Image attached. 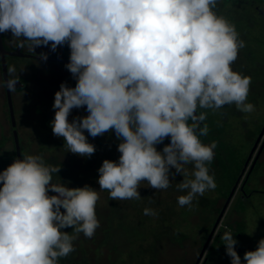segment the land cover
<instances>
[{
	"label": "clouds",
	"instance_id": "obj_1",
	"mask_svg": "<svg viewBox=\"0 0 264 264\" xmlns=\"http://www.w3.org/2000/svg\"><path fill=\"white\" fill-rule=\"evenodd\" d=\"M216 5L217 0H0V33L10 31L17 47H70L65 67L77 83H61L55 93L52 132L71 153L88 158L96 148L85 131L93 138L115 132L121 155L103 161L97 181L110 200L140 199L142 181L168 189L170 168L184 177L177 184L187 190L177 198L181 207L217 187L207 166L217 143L201 142L209 127L201 126L207 113L197 109L235 104L252 113L255 106L246 103L252 78L231 67L245 42L234 24L217 15ZM15 71L7 67L8 74ZM16 83L5 81L9 91ZM85 106L88 115L70 122L72 110ZM167 137L170 143L158 151ZM59 171L40 155H25L0 173V264H58L75 251L80 233L94 236L98 191L53 183ZM156 214L144 209V215ZM67 227L72 234L61 231ZM221 239L231 264H242L231 230ZM243 260L264 264V238Z\"/></svg>",
	"mask_w": 264,
	"mask_h": 264
},
{
	"label": "flooded vegetation",
	"instance_id": "obj_2",
	"mask_svg": "<svg viewBox=\"0 0 264 264\" xmlns=\"http://www.w3.org/2000/svg\"><path fill=\"white\" fill-rule=\"evenodd\" d=\"M214 11L235 25L239 39L243 40L245 47L249 49L252 68L249 70L251 74L246 76L255 80L263 77L264 80V55L258 53V47L264 46V0H217ZM0 38L5 50L9 53L6 54L7 67L14 65L16 69L14 74H9V78L19 82V87L11 91L14 114L16 115V111L21 112V120L26 124L25 126L31 124L47 127V135L57 143V145L53 144L51 150L44 149V153H41L46 164L60 167V171L53 174L52 182H60L69 188L88 185L96 190L100 187L97 182L98 169L105 159L118 161L121 154L118 152L117 146L121 141L117 139L113 130H109L108 136L104 140V146L94 153L98 162H95L96 166H91L85 162L83 157L71 153L65 142L60 139L61 137H58L57 140V136L53 134L51 121L55 115L53 108L55 93L59 91L61 83H65L68 87H75L77 83L65 67L70 62V47L65 43L52 51L50 42L48 46L42 45L36 47L34 51H30L27 44L23 48L17 47L15 38L10 31L0 33ZM243 51V48L239 50L241 53ZM12 53H17V55ZM41 53L47 55L46 60L32 57L41 56ZM238 56L240 57L241 54ZM26 59H36L37 61L27 62ZM239 66L240 64H236L235 72L240 71ZM0 86L4 89L5 105L9 112L1 56ZM230 106L225 105L220 108L221 115L225 116L226 109ZM208 110L211 111V109H197V114L207 113V118L201 126L203 123H207L209 127L208 134L199 138L205 145L213 141L217 143V147L214 149V159L207 166L209 172L215 171L214 174L217 175L221 169L223 171L222 182H224L223 173L226 165L224 157L227 145L221 128L219 130L221 121L214 122L215 119L209 117ZM87 115L86 106L73 109L69 121ZM189 123L191 122L189 121ZM263 127L264 117L257 134L250 141L251 148L240 171H238L234 160L229 162L228 167L232 168L233 165L235 172L227 193L214 198L208 204L199 206L201 208L213 206L211 213L189 214L187 221H179L174 227L173 222L178 217L177 198L162 197L161 189L151 188L147 181L140 183L138 189L140 199L110 200L108 190H102L104 195L97 201L95 212L109 210L118 215V221L104 224L103 219L99 218L100 226L96 229L94 236L87 238L83 233H80L78 238L73 241L75 251L67 257L59 258L58 264H231V258L226 254L225 246L220 245L223 243L221 237L226 230H231L234 238L238 241L235 250L240 255L242 264H246L243 260L245 252L254 251L255 248L251 245L241 244L238 239L242 235L238 227L242 216L239 217L236 214V209L239 205L250 207L251 196L256 192L255 189H247L246 177L253 166L264 157V133L261 135ZM11 131H13L12 123ZM17 134L19 140L18 129ZM13 141L15 144L14 160H17L15 139ZM169 143L170 137H167L162 143L157 144L156 148L158 151H162L163 147ZM32 153H34L33 150ZM45 154H47V158L44 157ZM1 158L0 151V173L3 172ZM185 169L190 174L193 165H185ZM173 175L182 174L176 173L174 168H170V180ZM225 175L227 179V175L229 177L227 171ZM2 186L3 184L0 182V187ZM49 195H56V193L49 192ZM145 208L152 209L157 214L154 216L144 215ZM61 211L65 210L61 208ZM112 219L114 220L115 217L112 216ZM207 221L209 222L207 223ZM189 222L201 224L198 235L193 241L196 242L193 245L191 243L179 245L176 243V239L182 236L183 230H185L184 226ZM61 231L72 234L73 229L67 227Z\"/></svg>",
	"mask_w": 264,
	"mask_h": 264
},
{
	"label": "rangeland",
	"instance_id": "obj_3",
	"mask_svg": "<svg viewBox=\"0 0 264 264\" xmlns=\"http://www.w3.org/2000/svg\"><path fill=\"white\" fill-rule=\"evenodd\" d=\"M246 48V50H245ZM243 47L244 51L238 52V55L241 56L237 58V60L231 65L232 70L234 71L236 64H240L239 72L243 75H249L251 67V56L249 55V49L247 47ZM260 54L264 55V46L260 45L258 47ZM25 61H37L36 59H26ZM237 72V71H236ZM254 84V86H253ZM263 86V88H262ZM252 89L249 90L248 98L246 103H252L255 106V111L252 113H243L237 110L235 104L228 107L226 110V115H221V109L213 111L208 110V115L211 118H214V122H220L221 132L224 136L225 143L227 148L225 150V160L226 165L224 168V182H222V172L221 169L217 174L214 172H209L210 175H214L215 182L217 187L214 190L206 191L202 196L198 195L193 201L191 207L185 205L181 207L178 203L176 205V210L178 211L175 221L173 222L174 227L179 221H187L189 219V214H198L201 213H211L213 206L199 207L200 205L208 204V202L212 201L214 198L221 196L223 193H227L229 190L230 183L233 182V174L235 172V167L232 165V168H229V162L235 161L238 171H240L242 163L245 161L247 154L251 148V139L255 137L260 128L261 123H263L264 117V80L263 77L259 78V80H255L252 78ZM0 99H3L4 105V113L2 115V119L0 117V151L2 153L1 160L3 161V171L12 164L14 160V135L13 131H11V123L9 119V112L7 113V109L5 108V93L4 89L0 86ZM1 103V101H0ZM2 105V104H1ZM0 105V108H2ZM16 128L19 133V146L21 148L22 157L25 155H42L44 153V149L51 150L53 144L57 145L56 141L52 140L51 136L47 135V127L43 125H29L25 126L21 120V112L16 111ZM220 132V131H219ZM109 132L104 133L102 136H97L95 138L88 135L87 131H85V135L88 138V142L92 143L96 151L104 146V140L107 138ZM63 142L64 138H60ZM58 140V137H57ZM29 151L27 152V150ZM32 150L34 153H32ZM39 150V151H38ZM95 151V152H96ZM94 152V153H95ZM44 155V154H43ZM47 154H45V158ZM85 162L91 166H96L95 162H98V159L94 157V154L88 158L83 157ZM229 174V177L225 173ZM95 172V171H94ZM247 174V173H246ZM188 178L191 177V173ZM184 179L183 175H173L170 180L171 186L168 189H161L162 197H176L180 195H186L187 190L180 191L177 189V184L182 182ZM246 183L248 184L246 187L249 190L255 189L250 199V207H244L242 205L237 206L236 214L242 218L239 222V231L241 232L240 239L241 244L251 245L257 248L258 242L260 239L264 238V157L260 159L248 172L246 177ZM222 184V185H221ZM99 194V198L103 197L104 193L99 188L96 189ZM259 191V192H258ZM110 214L115 217L112 219ZM97 219L102 218L104 224H109L111 222L118 221V215L114 212H110L109 210L105 211H97L96 212ZM209 221H207L208 223ZM116 223V222H115ZM200 223H186L185 230H183V234L181 237L176 239V243L182 245L184 243H191V245L195 244L194 239L198 235V230L201 227ZM203 230L201 231V233ZM153 233V231H152ZM150 236V235H148ZM223 245V243H220ZM237 246V245H236Z\"/></svg>",
	"mask_w": 264,
	"mask_h": 264
},
{
	"label": "water",
	"instance_id": "obj_4",
	"mask_svg": "<svg viewBox=\"0 0 264 264\" xmlns=\"http://www.w3.org/2000/svg\"><path fill=\"white\" fill-rule=\"evenodd\" d=\"M7 53L8 52L5 50V48L2 44L1 38H0L1 68H2L4 86H5L6 93H7V102H8V106H9L10 119H11V123H12V127H13L14 139H15V143H16L17 159H23L21 156V152H20L18 134H17V129H16V120H15L14 107H13V102H12V95H11V91L8 90V88L6 87V84H5V81L10 79L9 74L7 72V61H6V54ZM12 54L17 55V53H12ZM32 57L41 58V56H32ZM18 84H19V82L16 83V85H15L16 88L19 87ZM263 133H264V127H263V130L261 132V135H263Z\"/></svg>",
	"mask_w": 264,
	"mask_h": 264
},
{
	"label": "crops",
	"instance_id": "obj_5",
	"mask_svg": "<svg viewBox=\"0 0 264 264\" xmlns=\"http://www.w3.org/2000/svg\"><path fill=\"white\" fill-rule=\"evenodd\" d=\"M0 101H1L0 105L2 104V105H1L2 108H0V117H1V119H2V115H3V113H4V112H3V111H4L3 99L1 98ZM5 108H6V105H5ZM6 109H7V108H6ZM7 113H8V111H7Z\"/></svg>",
	"mask_w": 264,
	"mask_h": 264
}]
</instances>
